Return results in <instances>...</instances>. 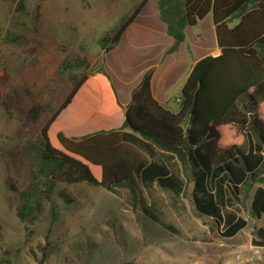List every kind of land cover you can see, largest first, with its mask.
I'll return each instance as SVG.
<instances>
[{
  "label": "trees",
  "instance_id": "16d2710c",
  "mask_svg": "<svg viewBox=\"0 0 264 264\" xmlns=\"http://www.w3.org/2000/svg\"><path fill=\"white\" fill-rule=\"evenodd\" d=\"M14 2L5 43L33 56L34 64L41 54L55 61L42 81L24 85L11 82L0 62V107L23 121L12 154L23 173L19 179L9 177L6 185L16 196V213L29 237L59 184H85L119 199L125 190L131 209L176 236L180 232L167 220L157 190L167 194L168 208L180 215L186 211V187L192 184L193 211L214 223L222 239L247 226L242 214L247 201L251 218L264 217V121L258 118L264 103V0H158L159 20L173 40L163 58L185 42V27L194 28L207 16L220 54L194 64L177 96L176 111L153 98L152 66L132 90L119 125L93 129L90 119L85 129L74 131L65 121L64 130L55 135L57 146L51 144L49 130L78 94L96 90L93 102L101 115L120 107L119 102L104 67L94 71V58L84 51L42 37L37 9L33 16L25 0ZM148 2L141 0L117 29L97 41L104 57ZM221 124L238 128L243 143L218 149L216 126ZM57 196L64 205L74 203L64 189ZM251 245L264 247V228L256 230Z\"/></svg>",
  "mask_w": 264,
  "mask_h": 264
},
{
  "label": "rangeland",
  "instance_id": "374dc122",
  "mask_svg": "<svg viewBox=\"0 0 264 264\" xmlns=\"http://www.w3.org/2000/svg\"><path fill=\"white\" fill-rule=\"evenodd\" d=\"M140 1L25 0V3L33 16L37 9V28L42 37L84 51L94 58L92 68L95 71L105 68V57L97 41L117 29ZM14 8V0H0V62L14 84L42 81L52 70L54 58L52 62L49 56L41 54L34 64L33 56L5 43ZM30 27L31 23L27 21L26 28ZM186 34L187 44L191 47L186 46L182 54L189 58V66L218 53L210 17L188 29ZM126 49L123 47L116 53L112 62L107 59L110 66L114 63V69L120 71L125 62V67L131 68L129 63L133 56ZM183 78L176 80L170 88L169 95L173 98L166 106L170 111L177 110L175 97ZM92 107L93 104L87 105L84 112L76 107L69 115L75 117L73 124L78 118L92 113ZM65 121L67 117L62 115L49 130V139L54 146H57L55 135L64 130ZM22 124L16 113L8 117L0 107V264H38L42 260L43 264H264L256 257L251 245L256 229L264 227V223L251 218L249 201L242 210L247 227L236 237L222 239L214 223L193 211L192 184L186 187L182 199L186 211L180 215L168 208L167 194L158 191L156 195L167 220L179 230L178 236L164 232L139 210L131 209L125 202V190L121 191L123 198L119 199L85 184H59L50 201L45 203L40 219L32 227L33 235L29 237L26 225L16 213V196L6 185L9 177L19 179L23 173L12 158ZM94 173L97 176L96 170ZM63 189L74 198L71 205H64L58 198L57 192Z\"/></svg>",
  "mask_w": 264,
  "mask_h": 264
},
{
  "label": "crops",
  "instance_id": "0c3cea01",
  "mask_svg": "<svg viewBox=\"0 0 264 264\" xmlns=\"http://www.w3.org/2000/svg\"><path fill=\"white\" fill-rule=\"evenodd\" d=\"M157 2L158 0H149L134 23H132L126 29L117 47L105 56L104 69L110 77V83L120 107L115 106L113 108H110L109 111H106L104 115H101L99 113V108L97 109L93 102V95L96 93V90H90L88 92H86L85 90L78 94L76 100L79 101L76 102L75 100L72 105L69 106V108L66 110V112L63 113V116L67 117L66 123L69 125L73 124V121L75 120L74 116L69 115H71L70 113L76 107L77 109L82 108V112H84L87 105L90 107V105L93 104L92 113H90L89 117H87L88 119L85 118L84 121H82L81 118H78L76 120V124H73L74 126H72L71 130L82 131L83 129H85L86 122L90 119L92 121L91 127L93 129H111V127L119 125L122 121L120 115H122L123 113V108H125L130 102V95L132 90L139 83L143 73L152 66H155V70L151 80V92L153 98L165 108L173 98L169 95L170 88L173 86L176 80H178L182 76L184 77L182 83L178 86L177 89L175 102L177 101V96L180 93L190 70L196 63L195 62L189 66V58L185 56V54H182V51L186 46L191 47L189 44H187L188 40L186 34L187 30L190 28L186 27L184 29L185 42L180 45L179 49L175 53L163 58L166 50L171 47L173 40L166 35L165 25L159 20ZM208 17L210 16H207L206 18ZM123 47H127L126 52L130 53L133 56V59L132 62L129 63L131 64L130 69L129 67H125L127 66V64L124 62L123 67L120 63L122 69H120L119 71L118 69H114V63H111L110 66V62H107V59L110 58L112 62V57H114L116 53L120 52ZM219 54L220 50L218 49V53L215 56ZM158 191L159 190H157V192ZM252 219L264 223V217H261L260 219ZM258 228L264 227L261 226Z\"/></svg>",
  "mask_w": 264,
  "mask_h": 264
},
{
  "label": "clouds",
  "instance_id": "9594fccd",
  "mask_svg": "<svg viewBox=\"0 0 264 264\" xmlns=\"http://www.w3.org/2000/svg\"><path fill=\"white\" fill-rule=\"evenodd\" d=\"M255 89L250 88L249 92H253ZM258 118L264 121V103L259 106ZM227 130V133H226ZM218 133L217 148L221 151L228 150L233 145H240L243 143V137L239 133L238 128L232 124H221L216 126Z\"/></svg>",
  "mask_w": 264,
  "mask_h": 264
},
{
  "label": "built area",
  "instance_id": "2783aa9c",
  "mask_svg": "<svg viewBox=\"0 0 264 264\" xmlns=\"http://www.w3.org/2000/svg\"><path fill=\"white\" fill-rule=\"evenodd\" d=\"M254 254L258 259L264 261V247H254Z\"/></svg>",
  "mask_w": 264,
  "mask_h": 264
}]
</instances>
